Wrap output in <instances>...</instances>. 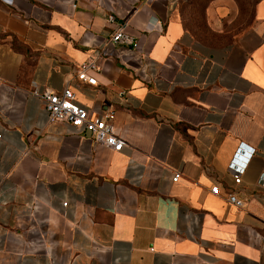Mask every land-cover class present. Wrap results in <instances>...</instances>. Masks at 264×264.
Returning <instances> with one entry per match:
<instances>
[{
    "label": "crops",
    "instance_id": "crops-1",
    "mask_svg": "<svg viewBox=\"0 0 264 264\" xmlns=\"http://www.w3.org/2000/svg\"><path fill=\"white\" fill-rule=\"evenodd\" d=\"M0 82V264H264V0H0ZM65 87L120 151L48 121Z\"/></svg>",
    "mask_w": 264,
    "mask_h": 264
},
{
    "label": "built area",
    "instance_id": "built-area-1",
    "mask_svg": "<svg viewBox=\"0 0 264 264\" xmlns=\"http://www.w3.org/2000/svg\"><path fill=\"white\" fill-rule=\"evenodd\" d=\"M113 17L107 16V21L111 22ZM131 43V39L123 34L120 27L114 29L108 39L104 43ZM97 63L94 58L86 60L79 64L76 78L87 84L94 85L95 79L87 74L88 71L96 70ZM1 86V82H0ZM43 106L47 113L49 122L66 121L75 129L82 128L90 133L92 141L95 145L108 148L112 151H120L124 145V139L117 134L112 126L114 118L113 110H104L93 113L85 107L79 105L72 90L69 87L63 88L59 92L45 91L42 96ZM232 181L237 184L240 179L241 171L237 167H228ZM177 174L174 173L172 179H176ZM264 182V177L260 178ZM209 191L213 194L217 193V186L210 187ZM225 202L235 207H241L242 201L237 199L231 192L225 194Z\"/></svg>",
    "mask_w": 264,
    "mask_h": 264
},
{
    "label": "rangeland",
    "instance_id": "rangeland-1",
    "mask_svg": "<svg viewBox=\"0 0 264 264\" xmlns=\"http://www.w3.org/2000/svg\"><path fill=\"white\" fill-rule=\"evenodd\" d=\"M183 4V3H182ZM181 12H182V19L184 22L185 27L188 29L190 34H192L193 37L197 39H211L210 41H216L220 40L222 37H227L228 35H223V34H218V35H203L200 34L197 30H195L194 25L199 22L198 18L196 17L198 14V10H194L193 12L190 11L189 9H185L183 5H181ZM185 13V14H184Z\"/></svg>",
    "mask_w": 264,
    "mask_h": 264
}]
</instances>
